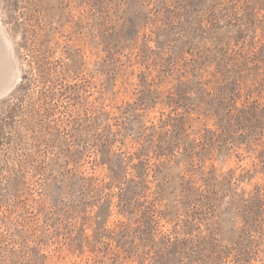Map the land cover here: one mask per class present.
<instances>
[{
	"label": "rangeland",
	"instance_id": "obj_1",
	"mask_svg": "<svg viewBox=\"0 0 264 264\" xmlns=\"http://www.w3.org/2000/svg\"><path fill=\"white\" fill-rule=\"evenodd\" d=\"M0 32V264H264V0H0Z\"/></svg>",
	"mask_w": 264,
	"mask_h": 264
},
{
	"label": "bare ground",
	"instance_id": "obj_2",
	"mask_svg": "<svg viewBox=\"0 0 264 264\" xmlns=\"http://www.w3.org/2000/svg\"><path fill=\"white\" fill-rule=\"evenodd\" d=\"M1 33V32H0ZM6 48L4 47V42L2 39V35H0V83L9 77V70L11 69V65L8 61Z\"/></svg>",
	"mask_w": 264,
	"mask_h": 264
},
{
	"label": "trees",
	"instance_id": "obj_3",
	"mask_svg": "<svg viewBox=\"0 0 264 264\" xmlns=\"http://www.w3.org/2000/svg\"><path fill=\"white\" fill-rule=\"evenodd\" d=\"M251 52H253V50H251ZM238 55H239V57H243L244 56V58L243 59H245L246 61H248V56H246V55H248V54H250V51H246V53H243V52H239V53H237ZM222 94V92H219V93H215V95H221ZM206 245H207V243H205ZM209 247V246H208ZM211 248V247H210Z\"/></svg>",
	"mask_w": 264,
	"mask_h": 264
},
{
	"label": "water",
	"instance_id": "obj_4",
	"mask_svg": "<svg viewBox=\"0 0 264 264\" xmlns=\"http://www.w3.org/2000/svg\"><path fill=\"white\" fill-rule=\"evenodd\" d=\"M7 90H8V89H7ZM7 90H6L4 93H6V92H7ZM4 93H3V94H4ZM3 94H2V95H3Z\"/></svg>",
	"mask_w": 264,
	"mask_h": 264
}]
</instances>
